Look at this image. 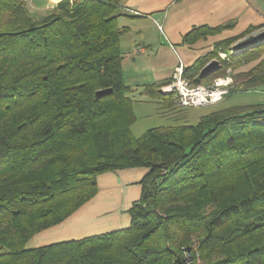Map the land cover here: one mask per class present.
I'll return each instance as SVG.
<instances>
[{
    "label": "trees",
    "instance_id": "trees-1",
    "mask_svg": "<svg viewBox=\"0 0 264 264\" xmlns=\"http://www.w3.org/2000/svg\"><path fill=\"white\" fill-rule=\"evenodd\" d=\"M122 2L59 0L35 18L26 0H0V264H185L196 242L207 264H264V103L135 137ZM244 34L218 42L186 76L201 83L200 69ZM263 70L264 61L249 86L264 84ZM136 166L149 172L129 227L27 246L90 200L100 173Z\"/></svg>",
    "mask_w": 264,
    "mask_h": 264
},
{
    "label": "crops",
    "instance_id": "crops-1",
    "mask_svg": "<svg viewBox=\"0 0 264 264\" xmlns=\"http://www.w3.org/2000/svg\"><path fill=\"white\" fill-rule=\"evenodd\" d=\"M30 1L35 3L39 0ZM58 1L47 0L44 14ZM120 11L123 14L118 22L126 28L120 38L124 83L131 88L132 97L139 92L140 97L145 98L142 100H151L168 107L164 111L166 115H174L176 111H171V94L165 95L160 87L171 79L180 61L190 75L194 73L192 67L200 58L214 52L218 42L244 32L228 49H220L200 69L201 82L210 84L203 82L208 76L203 75V71L219 59H223L226 64L225 74L230 69L232 76L242 83L249 80L254 75L250 74L252 70L264 61V53H260L249 63L240 64L241 53L246 49L228 55L236 43L264 32V0H123ZM220 26L222 30L219 32L195 41L185 38L194 28ZM235 60L236 65L231 67ZM224 68L221 63L213 70L220 73L224 72ZM153 86L160 87L153 91ZM260 87H264V84H254L245 90ZM148 172L149 168L136 166L100 173L97 176L98 190L95 195L61 223L34 234L27 246L39 247L129 227L132 220L129 209L140 199L142 180Z\"/></svg>",
    "mask_w": 264,
    "mask_h": 264
},
{
    "label": "rangeland",
    "instance_id": "rangeland-1",
    "mask_svg": "<svg viewBox=\"0 0 264 264\" xmlns=\"http://www.w3.org/2000/svg\"><path fill=\"white\" fill-rule=\"evenodd\" d=\"M46 4H47V0H42V1L39 0V1H36L35 3L29 0L28 9L30 11V14L35 18H41L42 15H44L45 13V10L43 8ZM253 38L255 37H250V38L247 37L246 39L244 38L242 41L251 40ZM255 45L249 46L248 48L250 49L241 48L239 50H234V47H232L231 51L227 53L228 55H230L231 53L236 54L246 49L244 52L241 53L242 60L240 64H244L245 62L249 63V61H252V59L258 57V55L261 52L262 54L264 53L263 45L257 46V47ZM255 52H256V55H255ZM226 57L227 56H225V58ZM231 60L233 59L231 58ZM235 61H232L231 67L236 65L235 63H237V60ZM220 62L225 67L224 73L218 74L217 70L216 71L213 70L216 67H213L210 69L211 72L209 73V75L203 79L204 83L209 82L211 84L213 83V80L215 78L224 77L228 73L231 74L230 69L225 74L226 64L224 63L223 59H219L216 62H213L212 64L219 65L221 64ZM233 79H234V87L232 90H236V91L231 92L221 102L216 103V104L200 106V107H180L177 105L174 95L173 94L169 95V98L173 102V106H172L173 108H171V111H174V110L176 111L174 115H166L164 111L168 107H166L163 104L154 103V102H151V100H142L141 98L143 99L145 98L143 96L140 97L141 94H139V92L135 93V96L133 97L130 95L133 98V110L136 116V121L134 122L131 128L133 135L135 137H139L142 134H144L148 129L152 127H156V126H161V125L196 124L199 122L202 115L207 114L216 109L226 108V107L234 106V105H250V104L264 103V87L245 90V89H248V87H250L248 85L249 80H246L245 83H242V82H239L237 78L233 77ZM201 84L203 83L201 82ZM140 90H143V89H140ZM161 92H164V91L161 90ZM165 93L166 92H164V94Z\"/></svg>",
    "mask_w": 264,
    "mask_h": 264
},
{
    "label": "built area",
    "instance_id": "built-area-1",
    "mask_svg": "<svg viewBox=\"0 0 264 264\" xmlns=\"http://www.w3.org/2000/svg\"><path fill=\"white\" fill-rule=\"evenodd\" d=\"M234 87V79L230 73L224 77H217L211 84L194 83L185 74L183 62L174 68L171 79L161 87L166 93L174 95L175 101L180 107H200L216 104L222 101ZM198 243L194 244L195 259L191 250L186 251L185 264H206L197 252Z\"/></svg>",
    "mask_w": 264,
    "mask_h": 264
},
{
    "label": "water",
    "instance_id": "water-1",
    "mask_svg": "<svg viewBox=\"0 0 264 264\" xmlns=\"http://www.w3.org/2000/svg\"><path fill=\"white\" fill-rule=\"evenodd\" d=\"M264 41V32H262L261 34H259L257 37L251 39V40H244L242 42H238L234 45V50H239L241 48H248L249 46L251 45H255V44H258L260 42ZM210 71V68L209 66L204 69L203 71V75H206L208 74V72ZM109 91H111L110 88L106 89V90H98L97 93L99 95H102V94H105V93H108Z\"/></svg>",
    "mask_w": 264,
    "mask_h": 264
},
{
    "label": "bare ground",
    "instance_id": "bare-ground-1",
    "mask_svg": "<svg viewBox=\"0 0 264 264\" xmlns=\"http://www.w3.org/2000/svg\"><path fill=\"white\" fill-rule=\"evenodd\" d=\"M53 1H56V0H53Z\"/></svg>",
    "mask_w": 264,
    "mask_h": 264
}]
</instances>
